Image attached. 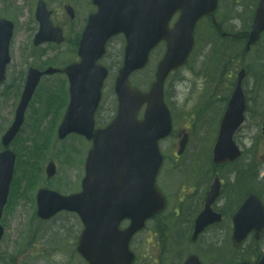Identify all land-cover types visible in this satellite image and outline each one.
<instances>
[{
  "label": "rangeland",
  "instance_id": "374dc122",
  "mask_svg": "<svg viewBox=\"0 0 264 264\" xmlns=\"http://www.w3.org/2000/svg\"><path fill=\"white\" fill-rule=\"evenodd\" d=\"M25 1L26 0H21L14 11H12V15L19 22L17 39H20V43L14 48L15 63L10 66L11 71L9 80L5 85H0V131L3 129L5 123L11 118L13 107L17 100L13 91L4 94L5 91H9L8 86L13 82L18 83L23 76L24 70L30 64L41 65L42 62H45L47 65H52L53 63L62 64L66 60L75 56L76 40L86 18V13L90 10L89 5L79 1L76 8L78 11V18L74 22H69L63 12H61L62 19L70 28L68 42L62 49H59L54 45H46L42 48L34 49L31 47L33 32L29 30L31 19L28 17L27 5L24 4ZM67 1L70 0H65V2ZM60 2L61 0H51V3L57 6ZM254 8V0H225L223 8L219 13V17L224 23L226 30H234L236 24H238V21H236V15L240 13L241 26H243L244 30L247 27L248 17L251 14H249V11ZM206 38L209 39L211 37H204V39ZM26 40L28 45L22 47L21 44ZM263 40L264 37L262 38L260 46L263 45ZM211 44L212 45L207 44L199 46L188 67L173 74L168 82L169 97L172 99L176 108L182 106L183 111L186 113V118H183L182 116L181 119L176 122L177 130L181 125H189L190 122H195V124L192 125L194 143L190 146L186 157L181 158L180 164L186 165L194 163L200 158L202 149L204 152L203 161L208 162V164L198 161L197 171L194 172L189 170L187 172L185 182L188 184L190 190L185 203L187 206L180 207L178 215L181 214V216L176 220V225L173 228L168 225H173L172 219L174 214L171 212L156 220L149 229L147 228V230L136 236L133 248L137 251L138 255H140L138 264H182L187 255L192 252L201 255L204 264H230L232 261L238 260L239 257L244 255L256 258V250H264V242L259 246V244L251 241L245 245L244 250H235L231 245V240H229L232 235L229 220L221 225L211 228L199 240L197 245H192L189 241L193 216L196 214L199 207H203L201 202L215 174L213 168L201 167V163L203 165L212 164V156L209 157V154L216 139L222 112L221 108L214 106L224 105L222 98L227 96L231 87L234 85L238 73L237 69L239 68L235 59L228 60L229 56L226 52L224 51L222 54V52L219 51L224 46L220 40L212 38ZM121 46L122 42L120 40L116 41L112 52H114L115 48ZM160 57L154 59L153 62L151 61L149 68L136 76L135 81L137 83L145 85L146 82L150 83L153 80ZM114 75L115 72L112 75V84ZM249 76L250 73L248 72L245 81V91L249 99L253 101L252 96L254 94L251 93V91H255L256 89L260 90L261 85L256 84L254 86V80H251L249 84ZM210 84H212V97L206 95V91ZM204 101L205 104L202 105L201 103ZM224 106H226V104ZM201 107H205L207 110L214 107L213 110H211L213 111L211 117L203 116L202 118L203 121L207 122L205 141L203 136L199 137L203 131L196 127L197 118L195 116L199 115ZM112 112L113 111L103 112L102 118H106ZM251 113L252 109L248 114L249 118L241 130V134L237 136V141L245 150V158H256L255 162H257L259 161L257 154L264 152V138L260 136L259 143L257 147L254 148L253 143L255 140L252 133L262 131L264 115L261 117V124L263 125L260 124V128H257V126L253 125L252 120H250L251 115L255 116L256 112ZM49 114L51 115L49 118L52 121L57 117V113L54 111L53 107H49ZM176 139V136L170 137L164 144V150L168 156L167 162L170 161L172 163L171 154L174 151V144L177 141ZM64 148H66V152L68 153L67 157L71 154L69 157L70 163H76L78 160V150L76 149L71 153L70 147L66 142H60L53 150L49 147L47 148L48 156H53L61 167L58 176L63 174L67 175L66 171L69 168L66 162ZM87 149L88 146L86 144V151ZM171 168L173 170V167ZM72 170L75 177L81 172V169L77 168L76 165L73 166ZM182 171L183 173L178 174L181 180L184 177L185 171L181 169V167L177 169V173ZM262 172H264V170H262ZM226 175L227 183L231 178H234V176L230 174V171H227ZM191 176L197 178H193L191 183H187ZM61 180V177H58L50 183L53 186H58ZM160 180L162 187L168 193L171 192V189H173L174 192L177 188L174 173H170L167 169L161 172ZM71 185L72 183L70 182L67 187H70ZM234 195V192L231 194L225 192L223 198H226V201L224 203L220 202V204L231 203ZM33 205L34 202L32 201L31 196L22 199L14 193L13 204L10 207L9 213L12 217V221L9 223L7 219L8 234L2 246L4 257L0 261V264H16L14 261L15 256H19V264H42L40 261L43 259L46 261L48 260L49 264H70V261L73 258V253L69 249L67 251L57 250V248L49 244V239L47 238L49 234L43 233L42 226L36 225V218L32 217V214L35 212V206ZM219 207L228 214L231 206ZM68 217L72 222L67 219L66 216H62L56 221L50 223L52 228L58 230L63 235H70L73 231H78L76 234H79L82 230V225L77 224V218L75 216L71 215ZM176 229L181 230V237L174 234V230ZM60 241H62V238L59 236H55L52 239V243H59ZM204 250L207 251V253H205ZM182 253H185L183 261L180 257ZM179 257L182 262H180ZM72 264L83 263L81 261H74Z\"/></svg>",
  "mask_w": 264,
  "mask_h": 264
},
{
  "label": "water",
  "instance_id": "95a60500",
  "mask_svg": "<svg viewBox=\"0 0 264 264\" xmlns=\"http://www.w3.org/2000/svg\"><path fill=\"white\" fill-rule=\"evenodd\" d=\"M263 28L264 26L255 29L254 38L258 37L259 31ZM6 32L7 27L4 23H1L0 48L2 49L1 38ZM191 45L192 40L190 37L187 46L179 56L162 61L158 72L159 81L154 85L151 96L149 94L143 95L137 90L132 91L126 83L119 86L118 91L121 94L122 103L118 119L102 132L105 139L110 136H113L114 139H123L122 144H115L118 162H137L135 171L144 176L146 185L150 182L149 180L152 176L155 177L161 164L162 159L157 141L160 136L167 133L170 124L167 109L162 103L161 80L171 68L178 66L186 59ZM138 101L139 104L143 101L149 102L146 118L143 121H139L136 117ZM244 102V94L239 85L223 121L220 141L216 147V161L232 160L236 156V152L229 153L225 150L231 148V151H235L234 143H231L230 138L235 129V119L244 109ZM1 159L3 161L6 157ZM146 189H148L147 186ZM155 194L158 195V192L155 191ZM160 199V205L164 204V199L161 195ZM4 201L5 197L0 199V210ZM66 202L72 203L73 200L67 199ZM162 207L149 206L144 209L141 206H98L97 213L89 218V212L86 207L44 206L47 209L69 208L78 210L82 214L87 224L83 238V249L89 248L90 252L95 255L93 257L97 262L96 264H131L134 254L129 250V242L133 233L144 225L148 217L160 211ZM126 216H130L133 222L128 230L121 231L119 223ZM203 219L204 215L199 219L198 223L203 224ZM95 242L98 246L96 252L90 246V243Z\"/></svg>",
  "mask_w": 264,
  "mask_h": 264
},
{
  "label": "bare ground",
  "instance_id": "6f19581e",
  "mask_svg": "<svg viewBox=\"0 0 264 264\" xmlns=\"http://www.w3.org/2000/svg\"><path fill=\"white\" fill-rule=\"evenodd\" d=\"M254 62H259V61H257V60H255ZM260 62H262L263 63V65H264V59L262 60V61H260ZM263 100H264V81H263ZM253 123L256 125L257 124V119L255 118V119H253Z\"/></svg>",
  "mask_w": 264,
  "mask_h": 264
},
{
  "label": "flooded vegetation",
  "instance_id": "af4514ba",
  "mask_svg": "<svg viewBox=\"0 0 264 264\" xmlns=\"http://www.w3.org/2000/svg\"><path fill=\"white\" fill-rule=\"evenodd\" d=\"M214 206H217V205H214ZM218 210V209H217Z\"/></svg>",
  "mask_w": 264,
  "mask_h": 264
}]
</instances>
